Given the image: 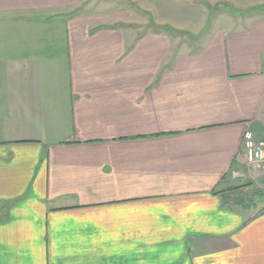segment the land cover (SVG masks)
Instances as JSON below:
<instances>
[{
	"label": "crops",
	"instance_id": "crops-1",
	"mask_svg": "<svg viewBox=\"0 0 264 264\" xmlns=\"http://www.w3.org/2000/svg\"><path fill=\"white\" fill-rule=\"evenodd\" d=\"M218 1L249 11L193 47L106 3L0 0L31 32L0 34V264H264V198L234 189L264 191V0Z\"/></svg>",
	"mask_w": 264,
	"mask_h": 264
},
{
	"label": "rangeland",
	"instance_id": "rangeland-1",
	"mask_svg": "<svg viewBox=\"0 0 264 264\" xmlns=\"http://www.w3.org/2000/svg\"><path fill=\"white\" fill-rule=\"evenodd\" d=\"M87 2V6L86 4L83 5V12L95 11L90 9L92 5L110 4L115 6L112 8L113 12L119 15H122L121 12H124L123 14L128 12L136 26H140L143 31H161L179 35L182 37L183 44L192 43L191 46L193 47L198 44V41L193 40V38L201 36L204 32L221 28L223 21H225L226 28L230 26L232 29H236L239 26H231L229 22L239 21V18L246 16L249 11V5L234 6V3H231L232 6L225 1L224 7L220 6V1L217 2V0H87ZM261 4L263 5L264 1L258 3V5ZM25 27L29 26L25 25ZM24 29L10 26L7 22L0 23V34L15 35L18 33L20 45L27 41V36L21 40V32L31 33L29 29ZM1 43L4 42L1 41ZM234 189L242 190L237 198L249 206L257 205L264 198V191L259 188H249L248 185H242ZM262 206L257 207V210L263 209L264 206ZM257 210L252 209L251 212L255 213Z\"/></svg>",
	"mask_w": 264,
	"mask_h": 264
},
{
	"label": "built area",
	"instance_id": "built-area-1",
	"mask_svg": "<svg viewBox=\"0 0 264 264\" xmlns=\"http://www.w3.org/2000/svg\"><path fill=\"white\" fill-rule=\"evenodd\" d=\"M243 148L250 154L249 167L253 171L264 172V143L257 142L249 132L243 136Z\"/></svg>",
	"mask_w": 264,
	"mask_h": 264
},
{
	"label": "trees",
	"instance_id": "trees-1",
	"mask_svg": "<svg viewBox=\"0 0 264 264\" xmlns=\"http://www.w3.org/2000/svg\"><path fill=\"white\" fill-rule=\"evenodd\" d=\"M241 201V200H240Z\"/></svg>",
	"mask_w": 264,
	"mask_h": 264
}]
</instances>
